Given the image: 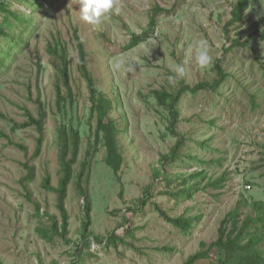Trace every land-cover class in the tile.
<instances>
[{"label":"rangeland","instance_id":"obj_1","mask_svg":"<svg viewBox=\"0 0 264 264\" xmlns=\"http://www.w3.org/2000/svg\"><path fill=\"white\" fill-rule=\"evenodd\" d=\"M237 1L115 0L120 11L93 25L80 18L78 0H5L10 10L30 21L18 23L11 14V25H5V12L0 13V24L22 38L0 35V130L6 135L0 134L4 263L183 264L201 250L202 242L217 239L222 221L241 199L249 201L241 208L242 219L252 212V201L264 200V0H251L244 19L229 25ZM152 17L157 22L153 31ZM75 31L84 41L98 90L116 100L110 116L119 125L124 157L118 173L106 163L103 142L96 144L97 120L80 70ZM134 35L146 38L130 46ZM199 41L206 42L212 57L205 67L195 60ZM53 42L68 48L73 97L62 110L56 89L67 91L59 61L48 49ZM218 64L228 75L225 81L216 90L183 93L174 134L170 108L159 103L155 90L176 93L181 80L191 86L213 82ZM179 66L185 74L170 84L168 78ZM41 105L47 111L46 132L34 157L37 128L13 127L27 120V109L38 116ZM62 125L78 130L80 139L66 199L65 238L53 227L56 220L61 230L63 221L57 194L43 185L47 174L53 187L63 175ZM179 136L185 143L182 157L163 167L162 156ZM189 154L194 158H187ZM31 169L33 177L28 179ZM197 172H204V178L192 197L179 194L181 175ZM248 184L251 189H246ZM84 192L91 201L87 239ZM160 209L173 218H198L183 230L165 220ZM113 232L120 239L109 238ZM259 248L264 250V241ZM212 262L211 257L197 264Z\"/></svg>","mask_w":264,"mask_h":264},{"label":"trees","instance_id":"obj_2","mask_svg":"<svg viewBox=\"0 0 264 264\" xmlns=\"http://www.w3.org/2000/svg\"><path fill=\"white\" fill-rule=\"evenodd\" d=\"M251 0H238L232 10V19L229 25L235 22H240L244 19V12L249 8ZM5 12V25H11L9 23V15H13L15 20L21 23H27L28 19L26 16L21 15L18 11H12L9 9L8 4L5 0H0V13ZM156 20L154 17L150 21V30L153 31L156 26ZM4 24H0V35L5 36L11 40H19L15 34H11L7 31ZM229 25L226 26V31H229ZM149 31L145 32L147 36ZM146 36L134 35L133 42L130 46L137 45ZM76 47L79 51L80 56V70L83 77L88 82L90 89V99L92 102V113L96 116V144L103 142L107 157L106 163L111 167L115 173H118L122 165L124 164V157L122 156L119 144L118 135L120 133L119 125L116 119L110 116V113L116 107V100L98 90L97 83L88 68V62L86 59V50L83 39L79 36L78 31H75ZM236 42L235 44H237ZM51 54H53L59 61L58 68L59 73L62 77L63 85L66 88L67 94L64 92L62 86H58L56 89L57 96V106L60 110L66 108V103L68 97H73L71 89V76L70 67L68 64V48L63 43L53 42L48 47ZM218 78L213 82L203 81L198 84L191 86L184 80H181L179 90L176 93H171L167 89L155 90L154 94L158 99L159 103L168 105L170 108V129L174 134H177L176 124L177 117L179 115V109L177 103L180 97L186 91H191L193 93L202 90L210 89L216 90L221 86L228 76L220 64L216 65ZM170 102V104H167ZM38 116H35L30 110H25L27 120L21 124H15L13 129L16 130L18 127H29L35 126L39 132V137L37 139V148L34 153V157L40 154L42 143L44 141L46 132V118L47 111L44 106H40ZM0 134L6 136L1 130ZM60 139V162L62 166V177L59 181L57 187L51 185V176L47 174L43 185L46 189L55 191L57 194V207L63 217L61 230L55 221H53V227L55 233H61L62 237L65 238L68 232V211L66 208V199L68 194V187L73 178V167L77 161L78 151H79V132L78 130L69 127L67 125H62L59 133ZM19 147L26 150V147L17 144ZM185 147L184 139L180 136L176 141V144L171 148L170 152L162 156V165L175 161L177 158L182 157V149ZM72 150V152H70ZM187 158H194V155L189 154ZM30 168V167H29ZM160 175L166 176L164 168L157 169ZM34 170L31 169L30 173L27 175L28 179H32ZM82 177V175H80ZM168 177L172 179V175L168 174ZM182 177V188L179 189V194L188 195L192 197L195 186L201 183V178H204V172H197L190 175ZM218 184V182H215ZM251 185V184H250ZM81 187V185H80ZM82 190V189H81ZM83 192V190H82ZM86 196L85 211L86 220L83 225V237L87 239L90 235L88 230L90 225V213H91V201L84 192ZM145 201H143L144 203ZM252 212L248 213L243 219L241 218V208L242 206H249V201L244 197L239 201L238 206L229 212L227 216L221 223L219 228L218 237L216 240L209 244L205 242L201 243V250L190 255L188 259L183 264H197L199 261L205 258H211L214 262L211 264H264V250H261L260 244L264 241V200H254L251 203ZM159 212L165 218V220L171 222L172 224L180 227L183 230H187L192 227V221L197 216L185 217L180 216L177 218L170 217L164 210L160 209ZM120 239L119 236L112 233L109 238ZM107 239V241L109 240ZM111 239V240H113ZM103 240L101 239L100 242ZM0 264H6L0 259Z\"/></svg>","mask_w":264,"mask_h":264},{"label":"clouds","instance_id":"obj_3","mask_svg":"<svg viewBox=\"0 0 264 264\" xmlns=\"http://www.w3.org/2000/svg\"><path fill=\"white\" fill-rule=\"evenodd\" d=\"M81 5L80 18L87 23L96 25L102 19H106L108 15L114 10L119 12L118 6H115V0H78ZM195 51V60L198 65L205 67L211 63L212 57L209 54L206 42L199 41ZM176 75L169 76V83L175 84L176 77H182L185 74L183 66H179L172 70Z\"/></svg>","mask_w":264,"mask_h":264},{"label":"built area","instance_id":"obj_4","mask_svg":"<svg viewBox=\"0 0 264 264\" xmlns=\"http://www.w3.org/2000/svg\"><path fill=\"white\" fill-rule=\"evenodd\" d=\"M245 187H246V189H251L252 188V186L250 184L246 185Z\"/></svg>","mask_w":264,"mask_h":264}]
</instances>
